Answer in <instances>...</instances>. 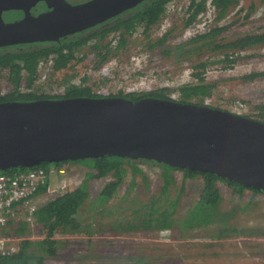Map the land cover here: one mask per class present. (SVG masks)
Masks as SVG:
<instances>
[{"label": "water", "instance_id": "water-1", "mask_svg": "<svg viewBox=\"0 0 264 264\" xmlns=\"http://www.w3.org/2000/svg\"><path fill=\"white\" fill-rule=\"evenodd\" d=\"M144 0H0V47L57 41ZM46 9L33 13L37 4ZM21 11L5 21L3 15ZM117 155L210 172L264 193V121L197 103L73 97L0 103V171Z\"/></svg>", "mask_w": 264, "mask_h": 264}, {"label": "rangeland", "instance_id": "rangeland-1", "mask_svg": "<svg viewBox=\"0 0 264 264\" xmlns=\"http://www.w3.org/2000/svg\"><path fill=\"white\" fill-rule=\"evenodd\" d=\"M86 0L68 2L79 3ZM187 0H180L186 3ZM253 11L248 14L250 7ZM5 21L13 17L3 15ZM223 26L229 28L220 36L223 42L232 41L235 37L248 33L264 31V0H239L236 5L230 6L222 20ZM182 24L176 25L174 35L169 40V46H175L189 39L181 37ZM169 46H167L169 48ZM163 48L154 47L150 52L159 56L160 69L175 75L186 71L194 63H201L210 54V60L222 58L221 51L198 50L186 54H165ZM188 57L186 59V57ZM237 61L231 68H222V64L207 65L205 81L215 84L211 95L204 99V104L236 112L254 119L259 117L264 105V76L252 80L243 77L252 72H264V46L239 52ZM158 66V65H157ZM164 67V68H163ZM82 74L84 67H76ZM6 71L0 73V90L7 87ZM60 77L63 73L59 74ZM191 81H181L185 83ZM52 85H55L52 84ZM177 86V85H176ZM171 95V94H170ZM137 173L125 164L126 175L117 188L115 195L103 207L106 209L99 217L103 230L86 233L56 234L64 242L58 248L56 257H46L44 264H135L142 256L143 264H264V193L245 189L238 192L231 185L217 181L220 199L216 205L219 211L231 213L221 223L214 222L201 227L190 229H133L129 231H116L109 225L117 222L126 223L134 216L139 217L151 205V199L158 197L164 185L162 168L149 163H135ZM63 171L62 177L66 180L65 189L72 190L81 185L86 173L90 170L80 162H69L63 165H49ZM173 182L170 183L169 193L171 199L178 194V202L173 217L181 218L192 210L198 202L204 188V179L200 175L185 177L182 171H172ZM58 180L52 177L51 183ZM112 180L111 175L90 179L87 182L89 196L94 199L103 185ZM54 197V194H40L39 203ZM163 197V196H162ZM156 206V205H154ZM133 210L138 211L132 214ZM95 212L87 207L84 217L88 220L89 212ZM116 215H115V214ZM115 218V219H114ZM96 219V220H97ZM214 219V218H213ZM95 220V222H96ZM95 229L97 225L94 226ZM217 227L226 230V236L217 237ZM41 226L26 225V233L18 237L38 240L44 236L40 233ZM19 245V243H18Z\"/></svg>", "mask_w": 264, "mask_h": 264}, {"label": "trees", "instance_id": "trees-1", "mask_svg": "<svg viewBox=\"0 0 264 264\" xmlns=\"http://www.w3.org/2000/svg\"><path fill=\"white\" fill-rule=\"evenodd\" d=\"M169 1L170 0H144L135 7L115 17L93 27H88L83 31L62 37L57 41L31 42L0 47V73L2 70H5L7 73V87L5 91L0 90V103L8 101H32L37 99L104 96L93 93L91 87L86 85H69L65 92L60 95L39 92L33 87L37 75L38 61L53 53L57 55L54 68L64 69L74 58V49L85 44L92 38H101V40H103L109 32L113 31L120 32L121 38L118 47H122L128 42L131 32L134 31L136 27L142 26L145 29L144 32L147 33L153 25L157 24ZM204 1L205 0H191V7H194V9L192 14L183 21V27L187 26L193 20L195 14L203 8ZM238 1L239 0H213L218 11V19L223 18L230 9V6L236 5ZM40 4L44 10L45 4ZM253 8L254 5L248 10L246 17L253 11ZM4 15L16 18L21 16L22 12L11 11ZM229 26H215L210 31L191 37V39L182 44L169 46V40L174 36L171 35V32L175 31V25L162 36L155 37L153 43L148 42L150 48H163L162 52L167 55L170 53H180L189 56L195 48L202 51L210 50L211 53L214 51H221L218 53H223L222 58L210 60L211 56H216L210 54L206 57L205 61L192 65V77L195 79V82L181 84L175 87V89L159 87L156 90L137 95L131 93L124 94L120 91L108 96H122L133 101L144 97L176 100L172 98L170 94H172V92H178L179 98L176 101L206 105L204 104V99L211 95L215 84L205 81V67L209 64L214 65L220 63L223 65L222 68H231L234 66V62L237 61L239 52L264 46V31L248 33L235 37L232 41L223 42L220 40V36ZM167 46H169V48ZM98 55L100 57L105 56L101 51L98 52ZM106 55L109 56V52L106 53ZM187 58L188 57H186V59ZM261 76H264V72H252L245 75L243 79L252 80ZM21 87H25V89L33 88L29 91H21ZM259 106L261 111L257 119L264 121V105ZM69 162L74 161L56 163L43 162L39 167L47 168L49 165L58 166ZM75 162L83 163L90 169L86 173L85 181L72 190H67L41 202L35 212V221L41 226L40 232L45 234L44 237L38 240H31L28 238L21 240L16 252L9 255H0V264H44L43 261L45 258L56 257L58 248L64 244L62 240L54 238L56 234L86 233L90 235L92 232H96V230H103L104 227H101V222H99L96 217H99L105 212L106 209L103 205L115 195L117 188L122 183L126 175L125 164L130 165L135 173L138 171L135 163H149L161 167L164 185L161 188L159 196L151 199V205L145 212H141L139 217L134 216V218L129 219L126 223L118 221L115 226L111 225V223L107 225L109 228L115 229L116 231H129L137 228L146 230L170 228L190 229L210 223L213 224L214 222L220 224L221 221L229 217L231 213L221 212L216 207L220 199L219 190L216 187L217 181L231 185L235 190H238L239 193L245 189L263 193L256 189L246 188L234 181L223 179L210 172L192 171L145 159H130L117 155H109L95 159L76 160ZM25 169H27V167L10 168L5 172L0 171V173L11 174L15 171ZM177 170L182 171L185 177L200 175L204 179V188L198 202L192 210L188 211L187 214L181 218L173 217L180 194L174 199H171L169 193L170 183L173 182L171 172ZM108 175H111L112 180L106 182L97 196L92 199L89 196L87 182L90 179L106 177ZM87 207L95 211L89 212L88 220L83 215ZM135 212L137 213L138 211L133 210L132 214H136ZM95 225H97L96 229L94 227ZM217 228L215 234L217 237L226 236V230L223 227ZM26 230V224L22 222L16 226L14 233L15 235H23L26 233ZM136 259L138 260L135 264H143L144 258L142 256L136 257Z\"/></svg>", "mask_w": 264, "mask_h": 264}, {"label": "built area", "instance_id": "built-area-1", "mask_svg": "<svg viewBox=\"0 0 264 264\" xmlns=\"http://www.w3.org/2000/svg\"><path fill=\"white\" fill-rule=\"evenodd\" d=\"M193 9L191 0L186 3L170 0L159 22L147 33L142 26L136 27L122 47H118L121 38L119 31L109 32L103 40L92 38L74 49V58L64 69L54 68L56 54L41 58L37 63L33 87L42 93L60 95L69 85H86L91 87L93 93L108 96L120 91L145 93L159 87L175 89L181 84L195 82L192 67L186 73L176 74V77L170 74L169 65L165 66L167 72L158 68L161 59L150 52L154 47L148 46V42L153 43L155 37L162 36L175 25L183 26V21L192 14ZM217 14L213 0H205L203 8L182 28L181 37L191 39L215 26H223V18L218 19ZM99 51L105 56L100 57ZM108 52L109 56L106 55ZM77 65L84 67L85 72L81 74L76 68ZM60 73H63L61 77ZM186 79L191 81L179 84ZM33 87H21V91H29ZM171 97L178 100V92H172ZM62 173L61 169L39 166L11 174L0 173V255H9L18 250V237L21 235L14 233L18 224L24 222L29 227L38 224L34 215L40 204V194L53 193L55 197L67 191ZM56 175L58 180L52 184V177Z\"/></svg>", "mask_w": 264, "mask_h": 264}, {"label": "flooded vegetation", "instance_id": "flooded-vegetation-1", "mask_svg": "<svg viewBox=\"0 0 264 264\" xmlns=\"http://www.w3.org/2000/svg\"><path fill=\"white\" fill-rule=\"evenodd\" d=\"M68 1H69V0H68ZM71 1H75V0H71ZM42 8H43V7H41V4H37L36 7H34V8L32 9V10H33V13H37V12H39V10L42 11V10H43ZM45 9H46V7L44 8V10H45ZM19 17H20V16H18V17H16V18H19ZM16 18L13 17L12 19H16ZM124 94H129V93H124ZM131 94H136V95H137V94H140V93H131ZM121 97H122V96H121Z\"/></svg>", "mask_w": 264, "mask_h": 264}]
</instances>
